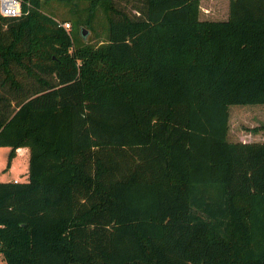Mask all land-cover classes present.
<instances>
[{"label": "trees", "instance_id": "trees-1", "mask_svg": "<svg viewBox=\"0 0 264 264\" xmlns=\"http://www.w3.org/2000/svg\"><path fill=\"white\" fill-rule=\"evenodd\" d=\"M19 1L0 264H264V140L227 138L229 104L264 103V0Z\"/></svg>", "mask_w": 264, "mask_h": 264}, {"label": "rangeland", "instance_id": "rangeland-1", "mask_svg": "<svg viewBox=\"0 0 264 264\" xmlns=\"http://www.w3.org/2000/svg\"><path fill=\"white\" fill-rule=\"evenodd\" d=\"M227 2L228 0H199V18H224L227 12ZM122 3L123 0H119V4ZM227 122L228 139L241 141L264 140V127H259L264 125V103L229 104ZM254 127L257 128L253 130ZM8 148V146H0V179L5 178V180H11L12 176L21 175L22 171H24L23 174L26 172L23 166L26 152L22 149L15 150L16 160L11 159L10 164L12 166L10 164L7 166Z\"/></svg>", "mask_w": 264, "mask_h": 264}, {"label": "built area", "instance_id": "built-area-1", "mask_svg": "<svg viewBox=\"0 0 264 264\" xmlns=\"http://www.w3.org/2000/svg\"><path fill=\"white\" fill-rule=\"evenodd\" d=\"M19 0H0V14L16 15L20 9ZM64 27H68V22H63ZM1 262V257H0Z\"/></svg>", "mask_w": 264, "mask_h": 264}, {"label": "crops", "instance_id": "crops-1", "mask_svg": "<svg viewBox=\"0 0 264 264\" xmlns=\"http://www.w3.org/2000/svg\"><path fill=\"white\" fill-rule=\"evenodd\" d=\"M24 150L26 152V157H24V163L23 166L25 167L24 169L26 170L25 174H23L24 171H22L21 175L19 174L18 176H12V178H10L11 180H25L27 177V158H28V150L26 147H17L16 150ZM17 154L15 156H13L12 160L15 159L16 160ZM12 166V164H10ZM20 176H22V178H20ZM0 180H5L4 179H0ZM7 180V179H6ZM9 180V179H8Z\"/></svg>", "mask_w": 264, "mask_h": 264}, {"label": "water", "instance_id": "water-1", "mask_svg": "<svg viewBox=\"0 0 264 264\" xmlns=\"http://www.w3.org/2000/svg\"><path fill=\"white\" fill-rule=\"evenodd\" d=\"M80 31H81V34H82L83 36H85L86 30H85L83 27L81 28Z\"/></svg>", "mask_w": 264, "mask_h": 264}]
</instances>
